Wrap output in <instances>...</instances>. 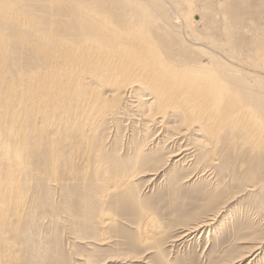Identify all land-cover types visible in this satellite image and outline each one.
I'll list each match as a JSON object with an SVG mask.
<instances>
[{
  "label": "bare ground",
  "instance_id": "1",
  "mask_svg": "<svg viewBox=\"0 0 264 264\" xmlns=\"http://www.w3.org/2000/svg\"><path fill=\"white\" fill-rule=\"evenodd\" d=\"M182 3L0 0V264L38 262L33 242L35 217L33 211L32 219L26 214L28 193L34 198L40 174L66 166L64 162L73 152L65 154V145L73 143L72 136L74 142H83L84 124H88L89 135L97 136L107 123L117 130L119 120L136 117L144 135L155 130L156 135H167L172 141L188 140L184 146L179 144L175 154L153 164L147 174L133 173L143 160L141 151L131 154L127 162L118 157L108 159L95 176L97 181L101 178L104 199L134 195L136 175L154 177L168 162L192 169L186 181L198 177L193 171L199 167L202 172L205 167L215 171L222 182L211 185L214 193L228 183L223 180L226 177L230 183L246 173L256 174L246 186L249 193L262 194L264 38L255 44L252 64L212 41L189 38L193 34L187 32L188 15ZM165 32L186 47L185 56L175 57L166 49L170 41L165 40ZM106 87L111 88L115 102L104 100ZM120 102L123 107H117ZM64 122L67 126L73 123L69 131L66 125L59 128ZM62 135L72 136L62 139ZM190 157L198 160L197 164L186 165ZM175 177L167 176L164 181L169 184ZM218 208L191 226H183L186 232L182 238L212 225L221 214ZM137 217L138 236L131 243L149 246L157 236L152 235L156 225L143 207ZM102 218L100 223H110L111 218ZM257 246L230 264L249 257L252 260L258 255Z\"/></svg>",
  "mask_w": 264,
  "mask_h": 264
},
{
  "label": "rangeland",
  "instance_id": "2",
  "mask_svg": "<svg viewBox=\"0 0 264 264\" xmlns=\"http://www.w3.org/2000/svg\"><path fill=\"white\" fill-rule=\"evenodd\" d=\"M182 2L181 7L188 15L187 32L193 34L188 36L189 38L212 41L219 48L238 52L241 58L252 64L251 57L255 44L264 38V0H182ZM190 21L194 23L193 26ZM165 40L175 42L171 45L166 44V49L175 57L185 56L186 47L180 46L173 35L165 32ZM111 91L109 87L104 88V100L113 103L115 98ZM123 106L122 102L117 104V107ZM128 119L119 120L117 130L112 124L107 123L98 131L97 136V133L95 136L92 133L89 135L86 130L88 124H84L86 135L83 142L79 140L76 142L75 138V143L72 135H64L65 138L62 135V139H69V136H72L70 140H73V143L67 144L72 147L65 145L63 152L75 153L73 158L71 153L70 158L64 162L66 166L62 167L63 170L56 168L53 173L40 174L41 177L36 181L34 198L31 199V194L28 193L29 208L26 214L30 217L33 211L34 224L37 226L33 234V242L39 252L36 264H230L237 256L251 252L259 243L261 244L257 246L260 247L258 255L252 260L250 257L246 258L240 264H264V191L262 194L254 195L249 193L246 186L249 181H254L256 174L246 173L230 183L225 176L223 180L228 183L221 187L219 194L214 193L211 185L220 186L221 177L206 167L203 168V172L200 167L193 171L194 174L199 173L198 177H192L188 181L186 180L193 174L192 169L188 166L177 167L171 165V162L166 164L167 168L164 170L167 172L163 170L154 177L148 175L141 177L139 174L148 173L153 164L155 166L157 161L166 160L175 154L179 144L184 146L188 140L172 141L167 135H156L155 130L149 135H144L138 119L136 117ZM66 122L59 128H65ZM69 125H66V131L67 128L70 130L73 123ZM69 142L72 141L67 140L66 143ZM144 142L146 146H143ZM77 146L80 148L79 151ZM92 146L95 148L94 152ZM73 149H77L75 151H78V154ZM137 151H141L143 160L133 168V173H139L134 179L136 193L129 197L104 199L101 178L98 181L95 179L102 165H106L108 159L109 162L115 157L127 162L130 155ZM191 159L188 158L186 161L188 163L185 164L192 165L190 163L196 162ZM174 174L176 177L169 184L164 181L165 177L171 178ZM140 207L147 210L153 219L152 224L156 225L152 226L154 229L152 235L157 236L149 246L139 247L131 243L132 238L138 236L136 221L139 218L137 214ZM217 207L220 208L218 210L221 214L212 225L197 232L193 237L189 235L182 238L186 232L183 226H191L199 217ZM100 216L111 218L110 223L107 221H105L107 224L100 223L103 219L100 220ZM152 227L149 226V230H153ZM158 228L160 232L156 230ZM78 258H82L83 261H79ZM134 258L139 261H133Z\"/></svg>",
  "mask_w": 264,
  "mask_h": 264
}]
</instances>
